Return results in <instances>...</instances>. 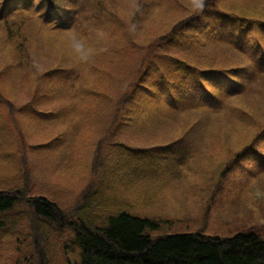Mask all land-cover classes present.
Masks as SVG:
<instances>
[{
  "label": "rangeland",
  "instance_id": "obj_1",
  "mask_svg": "<svg viewBox=\"0 0 264 264\" xmlns=\"http://www.w3.org/2000/svg\"><path fill=\"white\" fill-rule=\"evenodd\" d=\"M201 1L100 0L109 10L100 18L101 24L94 22L97 13L93 12L92 20H79L67 30L38 21L31 16L33 10L0 20V94L18 109L15 124L8 121L4 110L0 111L10 129L0 146V186L14 179L0 188L15 186L16 180L19 185L25 173L31 194L46 197L62 209L75 205L95 180L92 161L109 122V104L123 97L140 48L167 36L174 25L198 10ZM220 1L227 8L264 19V0ZM70 32L84 37L96 50L88 62H80L72 54ZM190 46L195 47L193 39H186L164 52L186 61L181 50ZM216 54L215 49L207 50L197 58V67H213V61L220 57L213 59ZM219 75L221 87L214 95L227 92L230 84L239 80H227L221 69ZM190 99L192 102H185L198 112L188 115L183 104L171 105L164 99L143 103L145 111L134 120V126L144 130L119 132L112 141L132 147L172 143L189 130L192 120H203L202 110L210 108L206 99ZM222 101L211 109L212 121L217 120L200 139L199 147L193 145L196 136H192L189 158L179 177L173 172L165 182L170 167L163 166L157 170L166 173L163 180H156L152 186L133 185L132 189L140 188L142 193L129 192L128 198L124 197L130 203L144 201L130 206L129 213L159 224L157 230L148 231L151 237L199 231L221 237L255 232L264 238V139L254 146L262 159L251 155L221 176L234 154L257 135L263 120L264 90L239 98L225 95ZM226 104L248 109L253 120L239 123V115L228 111ZM224 116L230 120L218 119ZM103 164L115 169L121 162L104 158ZM105 196L114 203L125 200L110 192ZM22 207L10 215L15 234L0 241V264L44 261L42 249L39 253L32 246V230L27 219L20 216L25 213ZM71 238L66 230L49 234L42 243L47 264H66V254L70 260L77 259Z\"/></svg>",
  "mask_w": 264,
  "mask_h": 264
},
{
  "label": "trees",
  "instance_id": "obj_2",
  "mask_svg": "<svg viewBox=\"0 0 264 264\" xmlns=\"http://www.w3.org/2000/svg\"><path fill=\"white\" fill-rule=\"evenodd\" d=\"M24 10H33L31 16L35 15L38 21L54 25L60 30L76 26L79 20L81 23L89 22L93 19V12L97 13L94 22L101 24L100 18L104 13H109L100 0H0L1 21L22 16ZM186 39H193L195 45L194 48H182L186 61L164 52ZM212 39L217 40L214 42ZM209 49H215L217 53L213 59L220 57L213 61V67L200 69L197 67V58ZM140 53L132 75L127 80L129 85L125 87L123 97L117 101L112 99L109 104V122L103 128L104 134L98 140L99 146L92 161L94 182L68 209L60 208L46 197L31 194L30 187L24 181L25 173L19 185L16 180L15 186L1 189L14 179L3 184L0 186V241L15 234L10 215L23 206L25 213H18H22L20 216L29 223L33 248L39 253L41 249L43 251L40 255L44 261L40 264H47L43 241L51 232L65 230L70 232L73 248L78 251L74 261L65 255L66 264H264V238L255 232H239L221 237L204 235L198 231L154 238L148 231L157 230L159 224L133 216L128 211L130 206L137 207L144 201L130 203L124 198H128L129 192L142 193L140 188L132 189L133 185L146 183L152 186L156 185V180H163L166 173L157 172L163 166L170 167L165 182L170 181L173 172L175 178L179 177L180 168L186 166L189 158L192 136H196L193 145L199 147L200 139L206 136L217 120L212 121L211 109L222 103L225 95L239 98L255 92L262 94L264 19L227 8L220 0H202L194 14L174 25L167 36L140 48ZM220 69L224 70L227 80H239L238 83L230 84L227 92L222 90L214 95V91L221 87ZM195 97L206 99L211 104L210 108L202 110L205 115L203 120H192L193 125L189 130L172 143L132 147L124 142L112 141L119 132L144 130L134 126V120H138L145 111L143 103L164 99L171 105L183 104L188 108V115L198 112L197 108H190L185 102H192L190 98ZM113 101L116 106H112ZM226 109L239 115V123L253 120L246 108L226 104ZM2 110L8 121L15 124L18 109L0 94ZM218 119L230 120L226 116ZM8 121L5 122L4 114L0 113V146L10 133ZM257 128L253 141L234 154L221 173L222 177L244 158L254 155L260 159L254 146L264 139V113ZM104 158L121 164L115 169L111 168V164L106 168ZM108 192L115 198L123 197L124 202L119 204L108 200L105 196ZM136 197L138 199L139 195Z\"/></svg>",
  "mask_w": 264,
  "mask_h": 264
},
{
  "label": "clouds",
  "instance_id": "obj_3",
  "mask_svg": "<svg viewBox=\"0 0 264 264\" xmlns=\"http://www.w3.org/2000/svg\"><path fill=\"white\" fill-rule=\"evenodd\" d=\"M69 47L74 57L80 62H88V60L96 53V50L86 43V39L81 35L69 33Z\"/></svg>",
  "mask_w": 264,
  "mask_h": 264
}]
</instances>
